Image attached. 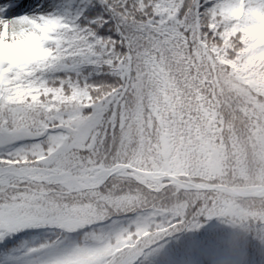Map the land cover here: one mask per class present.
Wrapping results in <instances>:
<instances>
[{
  "label": "snow or ice",
  "instance_id": "snow-or-ice-1",
  "mask_svg": "<svg viewBox=\"0 0 264 264\" xmlns=\"http://www.w3.org/2000/svg\"><path fill=\"white\" fill-rule=\"evenodd\" d=\"M236 5L80 0L71 19H0L13 33L60 28L42 68L0 86V236L83 231L50 264H142L201 218L264 230V70L236 47L227 15ZM61 71L75 78H47ZM250 158L257 183L242 209L216 177L228 164L243 174Z\"/></svg>",
  "mask_w": 264,
  "mask_h": 264
},
{
  "label": "trees",
  "instance_id": "trees-1",
  "mask_svg": "<svg viewBox=\"0 0 264 264\" xmlns=\"http://www.w3.org/2000/svg\"><path fill=\"white\" fill-rule=\"evenodd\" d=\"M81 24L83 26V19ZM257 49H264V45H257ZM244 51L246 52L247 49ZM235 70L242 69L237 67ZM69 75L75 78L74 73L62 71L48 73L47 78L50 81H58ZM16 78L15 75H8L5 79H0V86H7ZM101 79L103 78L100 76L91 75L89 82ZM257 172L258 165L254 158H250L243 174L234 173L231 164H228L225 174L218 175L216 180L228 186L250 187L257 183ZM233 200L237 207L242 209L251 204L248 199ZM118 219L126 226L130 218ZM200 222L203 227L198 230L180 231L166 237L157 245L158 250L147 260L142 258V264H168L176 258L177 253L188 254L195 264H201V260H205L207 264H234L230 254L243 246H247L248 249L244 264H264V230L256 226L234 227L223 218L211 220L201 218ZM6 236L8 235L0 236V264H50L53 259L81 245L84 232L67 233L55 226L47 225L12 232L9 238L4 239Z\"/></svg>",
  "mask_w": 264,
  "mask_h": 264
},
{
  "label": "clouds",
  "instance_id": "clouds-1",
  "mask_svg": "<svg viewBox=\"0 0 264 264\" xmlns=\"http://www.w3.org/2000/svg\"><path fill=\"white\" fill-rule=\"evenodd\" d=\"M227 15L235 34L239 36L237 48L247 45L245 58L249 65L264 70V55L249 59L257 45H264V9L249 6L248 0H237ZM60 28L57 25H17L0 31V79L8 75L24 76L44 66L52 56ZM241 63H244L243 61Z\"/></svg>",
  "mask_w": 264,
  "mask_h": 264
},
{
  "label": "rangeland",
  "instance_id": "rangeland-1",
  "mask_svg": "<svg viewBox=\"0 0 264 264\" xmlns=\"http://www.w3.org/2000/svg\"><path fill=\"white\" fill-rule=\"evenodd\" d=\"M67 1L68 0H16L12 4L9 3L7 5V9H9V7H11L12 5H15L12 11H15L17 14H20V15L38 17L44 13L46 16H49V15H53V13L55 12V7H54L55 3L57 2L66 3ZM4 15H5V12L0 11V19L5 20V17H3ZM248 189L249 187H245L242 190L247 191ZM228 196L231 197L230 195Z\"/></svg>",
  "mask_w": 264,
  "mask_h": 264
},
{
  "label": "water",
  "instance_id": "water-1",
  "mask_svg": "<svg viewBox=\"0 0 264 264\" xmlns=\"http://www.w3.org/2000/svg\"><path fill=\"white\" fill-rule=\"evenodd\" d=\"M227 189H228V192L232 195L239 196V197H247V195L241 194L232 188H227Z\"/></svg>",
  "mask_w": 264,
  "mask_h": 264
}]
</instances>
